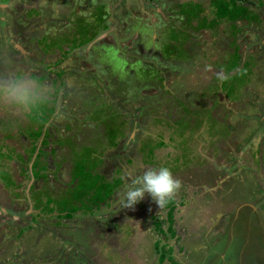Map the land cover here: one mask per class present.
<instances>
[{"label": "rangeland", "instance_id": "374dc122", "mask_svg": "<svg viewBox=\"0 0 264 264\" xmlns=\"http://www.w3.org/2000/svg\"><path fill=\"white\" fill-rule=\"evenodd\" d=\"M17 77L38 98L0 95V264L264 261L242 227L245 204L264 225V0H0V85ZM160 166L173 202L119 204Z\"/></svg>", "mask_w": 264, "mask_h": 264}, {"label": "clouds", "instance_id": "9594fccd", "mask_svg": "<svg viewBox=\"0 0 264 264\" xmlns=\"http://www.w3.org/2000/svg\"><path fill=\"white\" fill-rule=\"evenodd\" d=\"M216 77L221 82L227 79L223 72L216 73ZM0 95L24 111H29L34 100L38 98L33 82L20 77L0 85ZM24 130L28 131L26 125ZM182 186V181L168 167L148 168L143 175L132 178L131 186H126L119 204L124 208H133L148 194L162 209L176 199Z\"/></svg>", "mask_w": 264, "mask_h": 264}, {"label": "flooded vegetation", "instance_id": "af4514ba", "mask_svg": "<svg viewBox=\"0 0 264 264\" xmlns=\"http://www.w3.org/2000/svg\"><path fill=\"white\" fill-rule=\"evenodd\" d=\"M231 7V6H230ZM228 9H233L232 7L231 8H228ZM231 10H225V12L226 13H229ZM220 12V11H219ZM80 36H81V34H80ZM113 42L114 43H116L117 45H118V41L116 40V39H113ZM103 55V54H102ZM126 77H128V76H126ZM9 120H11L10 119V117H9V115H3V114H0V128H2V129H4V130H9V128L7 127V125H8V121ZM7 124V125H6ZM244 206V205H243ZM245 206H248V208H251V209H253L254 210V215H255V217L253 216V214H251L250 216H248V215H246V216H244L243 217V219L242 218H238V219H235V222H239V220L240 219H242V222H243V229L244 230H246V231H249V229L252 227V224H254V222L257 224L258 223V225H256V236H257V239L259 240L260 239V232H264V225H263V221H262V218H260V213H259V206L258 205H256L257 207H255V205H250V204H245ZM264 220V219H263ZM240 226V225H239ZM238 227V226H237ZM241 227V226H240ZM242 230V229H241ZM249 235H250V232L249 233H247V236L246 237H249ZM264 235V234H263ZM256 236L254 237L253 236V241H251V242H249L250 243V245L252 244V246H253V244L255 245V247H257L258 246V243H257V241H256ZM247 240V244H248V238L246 239ZM264 240V239H263ZM257 245V246H256ZM249 248H251V246L250 247H247L246 246V251H248L247 249H249ZM253 248H254V246H253ZM257 249V248H256ZM260 249V248H259ZM242 259H244V258H242ZM258 259H260V258H258ZM247 264H257V263H255V262H247ZM258 264H264V261L263 262H261V263H258Z\"/></svg>", "mask_w": 264, "mask_h": 264}, {"label": "crops", "instance_id": "0c3cea01", "mask_svg": "<svg viewBox=\"0 0 264 264\" xmlns=\"http://www.w3.org/2000/svg\"><path fill=\"white\" fill-rule=\"evenodd\" d=\"M56 6V5H55ZM68 14V13H67ZM42 196V195H41ZM47 196V195H46ZM42 198H45V197H43L42 196ZM43 201V200H42ZM157 214V213H156ZM179 228H182L181 226H179ZM177 230V229H176ZM192 231L190 230V233H191ZM212 233H210L209 235H211ZM233 236V235H232ZM240 236V235H239ZM184 238H185V236H183ZM262 237V236H261ZM204 241H207L208 243H206V244H204V245H201L202 244V242L199 244V246H198V248L195 250V249H193L192 247H189L188 249H187V244L184 246V247H186V251H183V254H185L187 257H188V259H197V260H199V259H205V253H207L208 254V252L209 251H205V248H208V246H209V243H211L209 240H208V238L206 239V240H204ZM203 253H204V255H203ZM70 256H71V254H69ZM116 255H119L117 252H116ZM223 258L224 259H222V261H227L228 259H225V256H223ZM176 263V262H175Z\"/></svg>", "mask_w": 264, "mask_h": 264}, {"label": "bare ground", "instance_id": "6f19581e", "mask_svg": "<svg viewBox=\"0 0 264 264\" xmlns=\"http://www.w3.org/2000/svg\"><path fill=\"white\" fill-rule=\"evenodd\" d=\"M223 15V14H222ZM217 107V106H216ZM178 109V108H177ZM180 109V108H179ZM213 109V108H212ZM182 114V113H181ZM113 135H112V133H110V134H108V138H111ZM115 136V135H114ZM74 138V137H73ZM67 161H69L70 162V160H67ZM154 168V167H153ZM110 189V188H109ZM82 191V190H81ZM81 191H79V189L77 190V194L78 193H81ZM75 195V196H72L73 197V199H75L78 195ZM69 197V196H68ZM68 197L66 198V199H68ZM63 198V197H62ZM216 204V203H215Z\"/></svg>", "mask_w": 264, "mask_h": 264}, {"label": "trees", "instance_id": "16d2710c", "mask_svg": "<svg viewBox=\"0 0 264 264\" xmlns=\"http://www.w3.org/2000/svg\"><path fill=\"white\" fill-rule=\"evenodd\" d=\"M112 135H113V133H112ZM168 217H169L170 220L173 219V211L170 210V211L168 212Z\"/></svg>", "mask_w": 264, "mask_h": 264}]
</instances>
